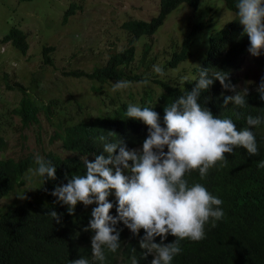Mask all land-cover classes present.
<instances>
[{
    "label": "clouds",
    "instance_id": "clouds-1",
    "mask_svg": "<svg viewBox=\"0 0 264 264\" xmlns=\"http://www.w3.org/2000/svg\"><path fill=\"white\" fill-rule=\"evenodd\" d=\"M214 2L218 6V14L213 16L216 35L207 47L213 53L212 59L201 68L196 84L191 86L175 82V77L192 64L185 61L173 68L164 79L175 90L172 97L160 81L153 76L144 78L143 74L133 96L122 97L118 106H112L106 95H89V85L72 71L66 74L74 77L54 78L50 85L43 78L48 79L55 71L50 70L59 51L54 45L47 53L51 57L49 63L45 53L43 59L37 52L32 55L39 62L40 74H34L28 85L8 72H0L1 131L8 129L10 123H20L21 85L45 96V110L38 115L40 123L35 129L27 127L22 135L18 134L27 152L16 159L29 160L23 183L0 196V202L12 194L19 196L0 206V212L12 218L28 214L31 219L26 224L14 223L4 234L1 244H6L11 252L0 259V264L190 261L195 251L192 241L204 239L205 225L211 220L215 227L225 213L221 199L201 182L189 183L185 175L198 170L203 179L218 163L227 166L226 154L236 149H246L254 156L258 153L254 134L260 131L264 137V0H236L233 7L224 0ZM158 11L159 7L151 17ZM229 13L233 18L231 15L224 19ZM131 15L132 12L126 13L125 17ZM141 21L150 18L132 15L125 20L120 26L122 46L112 47L109 57L96 65H106L112 55L132 49L134 61L143 63L145 47H150L147 53L165 49L171 40L159 47L156 43L165 34L171 38L170 28L136 36L125 26ZM23 31L28 47L25 52L16 47L26 55L33 32ZM5 35L2 42H7L3 41ZM230 55L233 62L229 64L225 61ZM248 58L258 69L257 76L251 74L252 69L243 73ZM17 70L24 74V68ZM155 72L164 74L160 67ZM72 81L87 84L79 98L69 94L62 99L51 93L55 92V85ZM214 81H219L223 89L216 92ZM130 83L117 81L113 91L127 89ZM2 86L14 99L4 96ZM81 104L85 113L92 115L83 117L71 112ZM239 106L254 111L255 117L249 115L246 121L234 117L232 113ZM70 129L79 134L69 135ZM50 132L55 136L50 135V143L61 141L67 155L55 146L42 147L44 136ZM32 137L34 145L29 143ZM6 138L10 143L7 135ZM65 140L79 148L66 146ZM52 153L59 154L61 160L76 159L83 163L82 168L77 172L73 162H57ZM253 163L264 168V157ZM25 182L34 189L24 191ZM47 241L54 245L52 250Z\"/></svg>",
    "mask_w": 264,
    "mask_h": 264
},
{
    "label": "trees",
    "instance_id": "trees-1",
    "mask_svg": "<svg viewBox=\"0 0 264 264\" xmlns=\"http://www.w3.org/2000/svg\"><path fill=\"white\" fill-rule=\"evenodd\" d=\"M68 2V9L63 14L64 22L81 13L87 0H68ZM224 2L233 7L236 0H224ZM185 4L188 5L186 11L176 10ZM158 7L159 11L150 18V21L135 22L131 25L125 23V26L130 28L136 36L144 33L155 34L163 32L169 20L176 27L177 36L170 35L171 41L160 53H155L154 50L147 53L150 47H145L143 63L134 61L135 53L132 49L126 53L123 51L112 55L106 65L105 63L96 65L90 72L73 70L72 73L76 77H82L89 85L86 89L90 92L89 95H106L112 106H118L122 97L133 96L136 82H139L143 74L144 78L153 76L156 81H160L166 87L168 96L172 97L175 90L164 79L168 74L170 75L173 68H177L185 61L192 65L175 77V82L186 86L196 84L201 68L206 67L207 61H210L213 56L212 51L207 47L216 35L213 16L218 14V6L214 0H159ZM5 34L7 35L4 36L3 41L13 40L15 46L26 51L27 34L23 29L17 25ZM181 38L182 42L179 41ZM53 49L52 46L45 48L46 63L51 61L47 53ZM225 62L232 63L233 56H228ZM156 67L162 68L164 74L156 73ZM121 80L131 82L130 87L113 91V85ZM214 82L216 92L223 89L219 81ZM21 91L23 97L18 113L21 117L20 123L8 124L13 133L19 135H22L24 128L35 129L40 123L38 115L45 110V96L42 93L35 90L29 91L22 85ZM65 103L66 101H64V107H66ZM239 108L240 106L232 113L237 119L246 121L249 115L255 117L254 111ZM71 112L83 117L92 115L85 113L83 104ZM7 131L8 129L0 130V151L7 152L8 155L14 147L10 149V143L6 138ZM72 134H79V132L70 129L69 135ZM256 134H254L258 146L256 155H250L246 149H236L231 154H226L227 166L221 167L218 163L203 179L198 170L185 175L189 183L199 181L212 195L221 199L223 201L221 207L225 213L223 219L216 221L215 227L212 226L211 220L205 225L204 239L192 241L195 251L187 264H264V168L253 163V161L260 162L264 157V137L260 131H256ZM64 143L70 148H79L70 140H65ZM51 157L57 162H73L77 172L83 165L82 162L73 158L61 160V156L57 153H52ZM25 158L0 157V196L23 183L25 170L29 164V160L25 161ZM65 174L63 173L62 177ZM30 219L31 216L28 214L12 218L9 214L0 212V244L4 234L9 232L14 223L26 224ZM47 242L52 250L54 245L50 241ZM10 252L6 244L0 245V259Z\"/></svg>",
    "mask_w": 264,
    "mask_h": 264
},
{
    "label": "rangeland",
    "instance_id": "rangeland-1",
    "mask_svg": "<svg viewBox=\"0 0 264 264\" xmlns=\"http://www.w3.org/2000/svg\"><path fill=\"white\" fill-rule=\"evenodd\" d=\"M68 3V0H0V72H8L17 77L20 82L28 85L34 74H40L38 72L39 62L34 61L31 58L32 55L37 52L38 57L43 59L45 57L44 48L52 45L59 49L56 53L57 59L53 58L50 69H55V71L53 70V76H49L48 79L43 78L44 82L51 85V80L54 78L66 77L70 79L74 76L66 74V72L75 69L90 71L96 63L109 57L112 47L118 45L120 48L122 46V40L119 39L122 36L120 26L125 20L132 15L146 19L151 18L152 13L158 9L159 0H87L81 13L64 22L63 14L68 9ZM186 8L188 7L185 4L176 10L186 11ZM130 12L132 15L126 18V13ZM229 14V16H224V19H230L231 15L233 18L234 15ZM17 25L25 31L33 32V39L29 40L31 47L26 55L14 45L12 40L1 41L2 36ZM165 26L170 28L172 37L177 36L176 27L169 20ZM36 29H38L37 34L35 33ZM168 40V36L165 34L163 37H159L156 46L159 47V45L167 43ZM253 65L254 62L248 58L244 64L243 73L252 69L251 74L257 76L259 71ZM18 66L25 69L24 74H19ZM85 87H87L85 82L72 81L65 85H55L52 88L55 92L51 93L62 99L69 94H73V98H79L84 93ZM1 92L6 98L14 99V96L7 92L3 86ZM51 134L55 137L53 132L45 135L42 147L52 149L55 146L62 154L67 155L68 152L62 148L61 141L50 143ZM7 137L10 140V145L14 147L12 152H8L9 156L18 158L27 152L21 136L9 130ZM29 143L34 145V137L29 140ZM0 157H7V154L0 151ZM23 189L25 191L34 188L25 182ZM15 198H19V196L12 194L2 200L0 206Z\"/></svg>",
    "mask_w": 264,
    "mask_h": 264
}]
</instances>
